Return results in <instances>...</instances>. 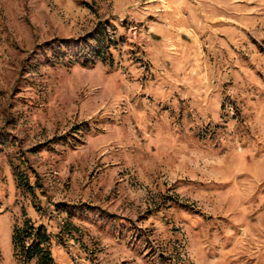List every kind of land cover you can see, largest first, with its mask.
I'll return each mask as SVG.
<instances>
[{
	"label": "rangeland",
	"instance_id": "rangeland-1",
	"mask_svg": "<svg viewBox=\"0 0 264 264\" xmlns=\"http://www.w3.org/2000/svg\"><path fill=\"white\" fill-rule=\"evenodd\" d=\"M22 211L69 264H264V0H0V264Z\"/></svg>",
	"mask_w": 264,
	"mask_h": 264
},
{
	"label": "trees",
	"instance_id": "trees-1",
	"mask_svg": "<svg viewBox=\"0 0 264 264\" xmlns=\"http://www.w3.org/2000/svg\"><path fill=\"white\" fill-rule=\"evenodd\" d=\"M100 57L99 54H97ZM18 162H14L9 158L12 175L15 182V188L20 191L23 196L30 201L32 208L39 213L37 191L44 196L42 185L39 182L36 172L27 164L23 156L16 158ZM31 178L34 179L33 184L30 183ZM23 220L21 225L13 224L11 231L12 257L17 264H55L52 256L51 248L54 237L48 232L46 225L37 223L27 217L22 211ZM65 229L70 233V224H66Z\"/></svg>",
	"mask_w": 264,
	"mask_h": 264
},
{
	"label": "crops",
	"instance_id": "crops-1",
	"mask_svg": "<svg viewBox=\"0 0 264 264\" xmlns=\"http://www.w3.org/2000/svg\"><path fill=\"white\" fill-rule=\"evenodd\" d=\"M7 240H9V233L7 235ZM10 242H11V234H10ZM54 243V241H53ZM76 248V247H75ZM11 248H9L8 252L10 251ZM51 252H52V256L54 258L55 264H69L66 260H67V255L64 254H60V252H58L57 250L54 249V245L52 244V248H51ZM57 252V254H56ZM86 252H88L87 250H85V248H82L81 250H78V255L80 256V258L82 259V264H109L107 259V256L105 255L106 252L103 250L100 251H95L93 253V255L91 257H88L86 255ZM99 253V254H98ZM59 257L61 256V259H57V256Z\"/></svg>",
	"mask_w": 264,
	"mask_h": 264
}]
</instances>
